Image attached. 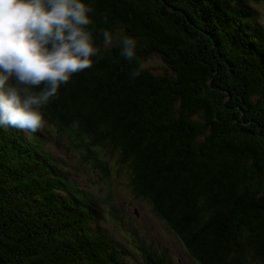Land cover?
<instances>
[{
  "label": "trees",
  "instance_id": "trees-1",
  "mask_svg": "<svg viewBox=\"0 0 264 264\" xmlns=\"http://www.w3.org/2000/svg\"><path fill=\"white\" fill-rule=\"evenodd\" d=\"M82 2L97 46L123 29L139 60L159 56L173 74L133 78L117 42L38 109L46 122L99 172L96 152L116 156L196 264H264L262 0ZM16 132L0 127V264H169L155 248L121 250L40 141Z\"/></svg>",
  "mask_w": 264,
  "mask_h": 264
},
{
  "label": "clouds",
  "instance_id": "clouds-1",
  "mask_svg": "<svg viewBox=\"0 0 264 264\" xmlns=\"http://www.w3.org/2000/svg\"><path fill=\"white\" fill-rule=\"evenodd\" d=\"M92 11L82 0H0V127L38 131L43 122L38 109L113 46L108 30L102 31V45L95 44L88 27ZM115 39L120 55L137 62L132 77L139 76L144 62L135 39Z\"/></svg>",
  "mask_w": 264,
  "mask_h": 264
},
{
  "label": "rangeland",
  "instance_id": "rangeland-1",
  "mask_svg": "<svg viewBox=\"0 0 264 264\" xmlns=\"http://www.w3.org/2000/svg\"><path fill=\"white\" fill-rule=\"evenodd\" d=\"M253 9L257 21L263 23L264 0ZM123 32V29L113 30V44L118 42L115 38L124 35ZM144 67L155 73L167 70L173 74L156 55L148 58ZM9 128L16 130L23 139L31 140L35 136L40 141L43 155L51 160V169L58 170L57 174L65 180L69 196L85 200L88 206L99 210L100 228L121 250L137 259L143 251L155 248L161 255L167 254L169 264H194L168 225L161 221L152 203L132 191L128 169L117 162L116 156L104 148L96 152V160L108 169V172H99L80 159L67 133H57L44 117L41 128L36 132Z\"/></svg>",
  "mask_w": 264,
  "mask_h": 264
}]
</instances>
